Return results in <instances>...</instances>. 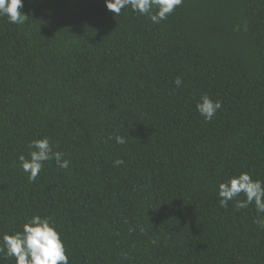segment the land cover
Listing matches in <instances>:
<instances>
[{
	"label": "trees",
	"instance_id": "16d2710c",
	"mask_svg": "<svg viewBox=\"0 0 264 264\" xmlns=\"http://www.w3.org/2000/svg\"><path fill=\"white\" fill-rule=\"evenodd\" d=\"M19 11L0 17V246L39 214L69 264H264L255 205L217 194L241 171L264 182V0H183L159 24L104 0ZM45 136L70 166L30 181L18 156Z\"/></svg>",
	"mask_w": 264,
	"mask_h": 264
},
{
	"label": "clouds",
	"instance_id": "9594fccd",
	"mask_svg": "<svg viewBox=\"0 0 264 264\" xmlns=\"http://www.w3.org/2000/svg\"><path fill=\"white\" fill-rule=\"evenodd\" d=\"M104 3L114 15H119L122 9L130 8L133 12L146 16L151 23L159 24L181 6L183 0H104ZM22 7L23 0H0V17H6L10 23L22 25L28 19L27 15L19 11ZM240 28L241 26L237 25L234 31H239ZM243 29L247 31L246 23ZM173 83L180 87L183 81L177 77ZM195 107L206 122H211L217 111L222 108V102L219 99L213 100L204 93L201 94ZM114 139L121 145L126 142L120 135H116ZM27 147L28 156L21 154L18 160L30 181L36 180L46 161H54L60 169H68L70 166V160L65 158L64 153L55 151L46 136L29 141ZM113 163L118 167L124 161L117 158ZM217 194L220 198L219 204L224 208H227L229 201L233 200L237 211L254 204L257 213L254 223L260 229H264V182L253 179L248 172L241 171L230 176L227 181L220 182ZM241 194L244 199H237ZM2 242L0 252L6 257H14L15 264H69V257L66 255L60 233L49 217L33 214L22 224L21 231L4 233ZM123 257L128 258L126 253H123Z\"/></svg>",
	"mask_w": 264,
	"mask_h": 264
}]
</instances>
